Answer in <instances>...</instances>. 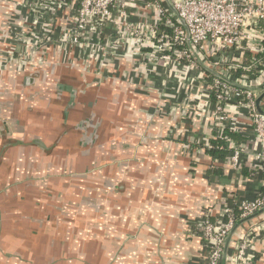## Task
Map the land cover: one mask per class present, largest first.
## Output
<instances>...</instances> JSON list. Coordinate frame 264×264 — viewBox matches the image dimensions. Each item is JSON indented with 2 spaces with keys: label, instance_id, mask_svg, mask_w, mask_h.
<instances>
[{
  "label": "crops",
  "instance_id": "0c3cea01",
  "mask_svg": "<svg viewBox=\"0 0 264 264\" xmlns=\"http://www.w3.org/2000/svg\"><path fill=\"white\" fill-rule=\"evenodd\" d=\"M20 1L0 0V94L8 101L0 116V264H205L203 221L239 213L238 203L264 187L255 158L262 145L248 117H239L232 139L241 150L234 168L232 151L223 159L207 153L223 131L201 109L191 112L203 92L166 70L156 74L134 57L107 59L101 69L98 48L65 55L50 46L37 56L43 65L20 71L8 61ZM71 23L61 9L56 34ZM163 83L168 97L158 105ZM251 229L258 234L248 256L264 264V215L238 229L230 254Z\"/></svg>",
  "mask_w": 264,
  "mask_h": 264
},
{
  "label": "built area",
  "instance_id": "2783aa9c",
  "mask_svg": "<svg viewBox=\"0 0 264 264\" xmlns=\"http://www.w3.org/2000/svg\"><path fill=\"white\" fill-rule=\"evenodd\" d=\"M61 9L69 10L72 23L58 35L54 21ZM10 17L16 32L8 61L20 71L34 61L43 65L44 57L37 56L50 46L65 55L98 48L101 54L95 59L101 69L107 59L137 58L156 74L166 70L176 81L188 80L203 92L191 101V112L208 114L223 131L213 140H225L234 168L241 150L223 134L236 132L239 117L247 116L262 145L255 158L264 169V114L256 107L258 90L264 91V0H22ZM163 85L158 105L168 97ZM205 148L211 149V142ZM263 206L260 192L238 203L239 213L228 211L215 223L207 217L200 226L205 264H222L235 224ZM249 231L239 238L232 264H259L248 256L255 249L253 233L258 234Z\"/></svg>",
  "mask_w": 264,
  "mask_h": 264
},
{
  "label": "water",
  "instance_id": "95a60500",
  "mask_svg": "<svg viewBox=\"0 0 264 264\" xmlns=\"http://www.w3.org/2000/svg\"><path fill=\"white\" fill-rule=\"evenodd\" d=\"M77 95V93H72V96L75 97ZM264 102V91L262 93H260V95L257 97L256 99V107H257V110L259 113L261 114H264V109L262 108V103ZM0 127H2L0 125ZM2 133H3V136H6V132H5V129L2 127ZM264 215V206L261 207L256 213H254L253 215L245 218V219H241L239 220L233 230L229 233L228 237L226 238V241H225V245H224V253H223V264H228V262L230 261L231 263L234 262V260L232 259L231 257V254H230V246H231V243H232V240L235 236V234L237 233L238 229L245 223L249 222V221H252L260 216Z\"/></svg>",
  "mask_w": 264,
  "mask_h": 264
},
{
  "label": "trees",
  "instance_id": "16d2710c",
  "mask_svg": "<svg viewBox=\"0 0 264 264\" xmlns=\"http://www.w3.org/2000/svg\"><path fill=\"white\" fill-rule=\"evenodd\" d=\"M252 78L255 77V75H251ZM224 136L230 138V139H234L236 138V135L230 131V130H225L224 131ZM212 144V148L211 149H207V153L214 157V158H224L226 155H228V152L226 149H225V140L224 139H216V140H213L211 142ZM263 177H264V174H263ZM261 198H264V187L261 191Z\"/></svg>",
  "mask_w": 264,
  "mask_h": 264
},
{
  "label": "rangeland",
  "instance_id": "374dc122",
  "mask_svg": "<svg viewBox=\"0 0 264 264\" xmlns=\"http://www.w3.org/2000/svg\"><path fill=\"white\" fill-rule=\"evenodd\" d=\"M6 93V91H4ZM2 92V94H0V116L2 117V119L4 118V111H6V107L5 105L8 104V101L6 100V96L5 93Z\"/></svg>",
  "mask_w": 264,
  "mask_h": 264
},
{
  "label": "flooded vegetation",
  "instance_id": "af4514ba",
  "mask_svg": "<svg viewBox=\"0 0 264 264\" xmlns=\"http://www.w3.org/2000/svg\"><path fill=\"white\" fill-rule=\"evenodd\" d=\"M24 82H30V75L25 76ZM96 117L98 118V119H96L98 122L97 123H94L93 128H99L102 125V120L97 115H96ZM93 119H95V118L93 117ZM0 135L2 137V134H0ZM7 146H9V144H7ZM7 146H5V148Z\"/></svg>",
  "mask_w": 264,
  "mask_h": 264
}]
</instances>
